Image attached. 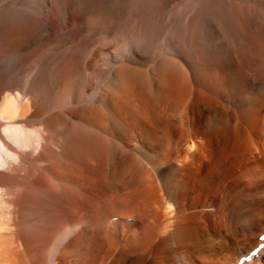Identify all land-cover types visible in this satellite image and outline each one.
I'll return each instance as SVG.
<instances>
[{
  "label": "bare ground",
  "instance_id": "bare-ground-1",
  "mask_svg": "<svg viewBox=\"0 0 264 264\" xmlns=\"http://www.w3.org/2000/svg\"><path fill=\"white\" fill-rule=\"evenodd\" d=\"M14 9L0 169L76 213L22 237L10 196L0 264H264V0Z\"/></svg>",
  "mask_w": 264,
  "mask_h": 264
},
{
  "label": "rangeland",
  "instance_id": "rangeland-1",
  "mask_svg": "<svg viewBox=\"0 0 264 264\" xmlns=\"http://www.w3.org/2000/svg\"><path fill=\"white\" fill-rule=\"evenodd\" d=\"M19 1L21 2V0H17V1L16 0H0V8L3 7V9H0V11L2 10L1 16H3L2 13H4V15H5V12H6V15L5 16H7V18H8L7 19L4 16V20L2 22V23H4L3 31H5V32H7V30H8L7 28H8L9 17H11V15H14L15 14V11L16 10L14 9V7L17 4H20ZM18 10L19 11H21V10L23 11L24 10V7L21 6L20 9H18ZM7 13H8V15H7ZM6 22H7V24H6ZM1 25H3V24H1ZM6 25H7V28H5V30H4V27H6ZM7 61H9L8 60V56L6 58H3V59L0 60V74H2V75H4L3 73H5L6 70H7V64H8ZM9 163H10V161H9ZM12 165H13V161L11 159V165L9 164V166H7L8 168L11 167L10 170L7 167L6 168H3L4 170L0 169V177H1L0 179L1 180L4 179V181H1L0 180V217H3V216L4 217L5 216L7 217L9 215V213H11V208H8L7 209V207H10L11 206V205L8 206V201H10V200L13 201L14 200L16 202V200H17V199H15L16 196L14 198V196H12L11 194H9V191H10V188L9 187L11 186V182H10V179H9L8 176L11 174V171L13 169V166ZM2 174H4V176H2ZM5 174H6V176H5ZM22 189H24V188H22ZM29 189H30L29 187H28V189L27 188L24 189V190H26L24 193H23V190H22V193H19L18 192L19 193L18 195L20 197L17 195V198L19 197L18 200H20V201L17 200V202H19V203H15V204H18V205H15L16 208L17 209L19 208L18 211L16 212V213H19V215H18L19 216V221H17L16 223H18L17 225H18L19 235H21L22 237L29 235V233L33 229H35V232L36 233L41 232L40 227L41 226L42 227H46L47 226V221H48V218L47 217H50L51 219L53 218L54 220L58 219L55 222H59V221L60 222H64V218L66 219L67 217H70L71 215H74L76 213L75 211H73V209L71 210V207L69 205L68 206L65 205V208L63 207L64 209L61 208L62 211H60L59 208H53L54 206H51V205H53L54 202L53 201H49L48 196H47L49 192H48L46 186L38 187L37 189L36 188H31L30 190ZM44 190H46L47 195H45L46 192H44ZM6 193L9 194V196H7ZM10 196H11V199H10ZM34 196H35V198L36 197L37 198L36 199L35 198L33 199L32 197H34ZM44 198H45V200H44ZM44 201H49V203H44ZM11 204H12V202H11ZM52 209H53V211L55 213L52 211L53 213L51 215V210ZM55 209H57V210L55 211ZM48 210L50 212H48ZM8 211H10V212H8ZM24 214L27 215V216H25ZM28 217H29V222L28 221L25 222L24 220H22L23 218H28ZM35 224H37L38 226L33 227V225H35ZM2 225L0 224V231H1V229H5L6 227H8V223H3ZM51 226H53V225H50V227ZM25 227H27V228H25Z\"/></svg>",
  "mask_w": 264,
  "mask_h": 264
}]
</instances>
